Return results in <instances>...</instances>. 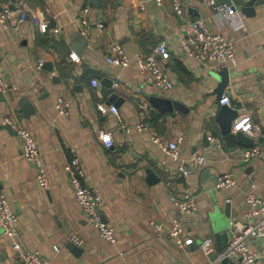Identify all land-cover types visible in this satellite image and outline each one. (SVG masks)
Listing matches in <instances>:
<instances>
[{"label": "crops", "instance_id": "crops-1", "mask_svg": "<svg viewBox=\"0 0 264 264\" xmlns=\"http://www.w3.org/2000/svg\"><path fill=\"white\" fill-rule=\"evenodd\" d=\"M181 1L183 19L169 0H101L100 6L95 0H3L12 16L7 27L0 24V77L9 88L0 96V190L16 215V239L48 264H207L216 254H203L204 237H217L220 251L219 236L227 234V245L235 220L253 221L244 199L251 190L264 198V2L243 11L249 0H233L245 22L233 33L209 0ZM84 6L90 8L85 35L78 23ZM20 11L26 13L23 22ZM196 18L235 38L232 61L204 64L184 53L183 26ZM160 41L170 51L161 62L173 82L170 90L148 85L135 66V54L150 53ZM115 42L129 58L126 67L106 59ZM223 70L228 82L221 95L229 96L237 116L248 113L260 128L261 136L243 134L245 143L228 144L216 120ZM58 98L69 103L68 115L57 113ZM157 98L178 106L163 110ZM16 126L34 136L48 188L38 185L23 157ZM102 132L111 134L112 146L101 141ZM178 136L183 140L176 161L152 142ZM253 145L260 146L259 154L243 161V150ZM72 149L83 183L102 199V216L113 226L116 243L99 236L74 198L64 168ZM193 152L206 157L202 165L190 161ZM182 161L190 174L180 171ZM223 173L233 174L235 183L216 188L215 178ZM169 194L194 196L196 209L180 213ZM174 218L182 222L184 238H192L182 248L166 228L159 234L151 225L166 226ZM71 235L81 243L71 242ZM11 245L0 226V264H19ZM249 248L255 264H264V237L251 239Z\"/></svg>", "mask_w": 264, "mask_h": 264}, {"label": "built area", "instance_id": "built-area-1", "mask_svg": "<svg viewBox=\"0 0 264 264\" xmlns=\"http://www.w3.org/2000/svg\"><path fill=\"white\" fill-rule=\"evenodd\" d=\"M160 1V0H156ZM214 6L216 13L221 18L224 25L228 26L233 33L245 28L243 14L235 7V5L219 4L215 0H209ZM170 8L181 19L184 17V7L181 0H169ZM89 6H84L81 10V16L78 20L80 33L85 35L88 31V12ZM12 11L0 0V24L7 27L9 19H11ZM26 19L25 12H19V21ZM99 30L104 25L102 22L96 24ZM184 35L181 38V48L184 53L194 60L204 64L228 63L235 57V38L233 36L224 35L219 29H211L204 18H196L184 24ZM170 57V51L166 42L160 41L155 45L153 50L147 54H135V66L137 71L143 76L144 81L159 90H170L173 82L168 73L162 66V61ZM106 59L109 63L126 67L129 65V58L123 47L119 43H112L108 49ZM44 63L43 59L37 62V68H41ZM92 84L96 86V80H92ZM116 87V84H113ZM8 86L4 79L0 77V96L8 92ZM219 103L230 106V98L227 94H222ZM57 113L62 116L69 114V103L58 98L55 102ZM112 113L117 114L118 110L114 106L109 107ZM10 123L9 119L4 120ZM16 135L21 142V150L23 157L28 160L35 171V180L43 188H48L49 180L44 166L42 153L38 148L34 136L24 127L16 126ZM127 130V128H126ZM231 131H240L241 133L257 137L261 136L259 126L253 122L248 113H243L234 118ZM101 141L105 146L110 147L113 144L112 136L109 132L100 134ZM183 138H177L165 142L158 137L152 138V142L159 146L172 160L180 159V145ZM260 152L259 145H253L245 148L241 154L243 161H248ZM206 157L202 153L193 152L190 155V161L198 165L205 162ZM69 175L73 188V194L76 202L85 214L87 221L96 229L101 238L109 243H116V235L113 226L109 225L102 216L103 202L99 194L94 188L83 183V170L80 160L74 149L71 150V156L64 166ZM180 171L184 175L190 174L185 162L182 161L179 166ZM235 183L233 174L223 173L215 178V187L226 189ZM253 188V184H250ZM171 201L180 213H189L196 209L195 197L192 195L169 194ZM245 203L248 205L246 215L253 218V221L242 223L235 220L232 223L231 235L228 244L223 250L218 251V240L215 236L204 237L200 241V248L205 256L215 253L216 256L210 259L207 264H217L224 258L230 259L234 264H255V255L249 248L251 239L264 237V198L256 196L252 190L245 195ZM16 215L11 210L4 194L0 190V226L3 233L12 240V251L15 259L19 264H48L47 260L37 250H29L25 248L17 239ZM153 230L161 234L166 228L169 237L180 248L189 245L192 238H184V227L178 218H174L168 225L151 221ZM70 241L80 244L81 240L75 236H70ZM54 250L59 248L54 246Z\"/></svg>", "mask_w": 264, "mask_h": 264}, {"label": "water", "instance_id": "water-1", "mask_svg": "<svg viewBox=\"0 0 264 264\" xmlns=\"http://www.w3.org/2000/svg\"><path fill=\"white\" fill-rule=\"evenodd\" d=\"M95 1L97 2L95 6L101 5V0H95ZM232 1L233 0H217V3L231 5L233 3ZM262 2H264V0H249L247 4L248 6H245L241 9L243 11L245 10L249 11L250 9H252L253 6L257 5L258 3H262ZM220 74H221V83L219 85L218 95H221V90L225 88L228 82L227 71L223 70L222 72H220ZM105 84L108 85V83H105ZM156 103H157V106L162 108L163 110H171L172 108H175L178 106V104L174 102H170L169 100H165L163 98H157ZM236 116H237V112L227 105H221L217 113V116H216V120L220 126L221 134L223 135V138L228 144H233L236 140L239 142H244L243 133H241L240 131L233 133L231 131L232 120ZM219 238L221 240V248L224 249L226 246L227 234L224 232L220 234ZM222 264H233V263L230 259L224 258L222 259Z\"/></svg>", "mask_w": 264, "mask_h": 264}]
</instances>
